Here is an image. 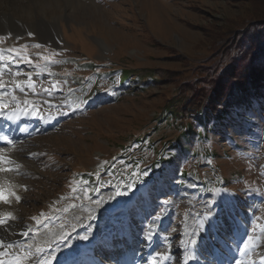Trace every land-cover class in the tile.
Masks as SVG:
<instances>
[{"label": "rangeland", "instance_id": "374dc122", "mask_svg": "<svg viewBox=\"0 0 264 264\" xmlns=\"http://www.w3.org/2000/svg\"><path fill=\"white\" fill-rule=\"evenodd\" d=\"M34 1L0 0L59 21L45 40L0 34V108L28 111L29 128L0 156L21 185L0 264H264V101L184 152L164 149L180 131L157 120L252 0Z\"/></svg>", "mask_w": 264, "mask_h": 264}, {"label": "trees", "instance_id": "16d2710c", "mask_svg": "<svg viewBox=\"0 0 264 264\" xmlns=\"http://www.w3.org/2000/svg\"><path fill=\"white\" fill-rule=\"evenodd\" d=\"M250 2L251 6L241 18L242 27L234 26L233 22L226 27L217 40L219 45L213 48L211 56L214 59L200 65L199 76L183 82V88L182 83L179 84L178 90H182L178 99L170 100L164 113L158 117L160 122L172 120L180 131L165 150L187 151L184 141L194 137L200 139L206 136L209 128L233 112L239 113L240 109H249L260 100L264 101V0ZM86 66L95 68L92 63ZM130 75L127 71L121 74L123 80ZM137 79L144 83L146 80L142 76ZM144 141V137L137 138L139 144ZM163 161L171 164L174 157ZM150 168L160 167L153 164ZM144 176L140 177L138 184L151 181Z\"/></svg>", "mask_w": 264, "mask_h": 264}, {"label": "bare ground", "instance_id": "6f19581e", "mask_svg": "<svg viewBox=\"0 0 264 264\" xmlns=\"http://www.w3.org/2000/svg\"><path fill=\"white\" fill-rule=\"evenodd\" d=\"M41 1L42 0H35L34 5L44 7L46 3H49V2L45 3V1L44 2ZM80 2H81L80 0L79 1L71 0L70 5L68 4L70 6V10L75 11L77 7H80L79 6ZM90 2H92V0H90ZM21 9L24 11L23 15H25V13L26 16L31 15L30 9L28 7H21ZM0 10H1L0 34L20 36L23 34L32 33V34H37L38 36H40L45 40L48 39L49 37L52 38L53 34H55L56 31L58 32V28H59L58 19H55V21L51 23L49 21H46L44 18V14H42L39 16H33L34 19L29 22L28 20L24 21L16 18L8 6L5 8L2 7V9ZM23 18L26 19L24 16ZM3 70L4 67H2L0 60V76H2ZM12 106L13 105L7 106L5 107V109L0 108V116H2L3 114L0 120V129L1 130L3 129L4 133H7L6 137L10 139V142H12L11 137H13V132H14L13 130L20 131L22 135L25 131H28L29 129L27 125L23 124L24 118L22 117L23 116L22 112L18 113L16 112V109L12 110L11 109ZM31 115L35 116L36 113L31 111V114L29 116ZM10 128H12V130L8 135V131L10 130ZM12 151L13 150L11 148L7 147V144L0 142V156H8L10 154L11 156L14 157L15 151L14 152ZM2 163L3 162H0V188L6 190L7 202H5L3 199H0V206H2V208L0 207V221H3V223H0V241H3V244L0 245V256H2L1 253H3L6 248L5 242L11 240L12 236L16 235L14 221H13V214H12L14 213V211L10 210L9 206L11 204L14 206L16 202H18L16 201L17 200L16 197L17 196L19 197L21 195L20 193L21 185L18 182V178L15 177V175L13 174V172H11L9 167L4 166ZM81 262L82 260L78 258L76 260L70 261L68 264H80ZM53 263H60V262H53Z\"/></svg>", "mask_w": 264, "mask_h": 264}, {"label": "snow or ice", "instance_id": "6c2138e0", "mask_svg": "<svg viewBox=\"0 0 264 264\" xmlns=\"http://www.w3.org/2000/svg\"><path fill=\"white\" fill-rule=\"evenodd\" d=\"M36 47L39 48V47H41V45L37 44ZM7 51L11 52V51H15V49H7ZM3 87H4V84H3L2 80H0V88H3ZM17 87H19V84H17ZM4 107H7V105H5ZM0 199H3L5 202H7V194H6V190L5 189L0 188ZM16 199L19 200L20 197L17 196ZM164 203H168V201H165ZM209 212H211V209H209ZM212 217L213 216H211V215L208 216V217H205L206 222H208ZM204 222L205 221H201V223H204ZM0 223H3V221H0ZM192 243L193 244H197V241L193 240ZM2 244H3V241H0V245H2ZM38 251H41V250L38 249ZM170 258H171L170 255H164L163 256V259H165V260H168ZM196 258L197 257L195 255L186 256L185 264H188V261L195 260ZM50 259L51 258L49 257L48 259L39 260L38 264H50Z\"/></svg>", "mask_w": 264, "mask_h": 264}]
</instances>
